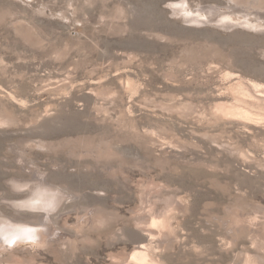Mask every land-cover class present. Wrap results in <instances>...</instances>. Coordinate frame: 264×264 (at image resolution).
<instances>
[{
	"label": "rangeland",
	"instance_id": "374dc122",
	"mask_svg": "<svg viewBox=\"0 0 264 264\" xmlns=\"http://www.w3.org/2000/svg\"><path fill=\"white\" fill-rule=\"evenodd\" d=\"M0 220V264H264V0H0Z\"/></svg>",
	"mask_w": 264,
	"mask_h": 264
},
{
	"label": "bare ground",
	"instance_id": "6f19581e",
	"mask_svg": "<svg viewBox=\"0 0 264 264\" xmlns=\"http://www.w3.org/2000/svg\"><path fill=\"white\" fill-rule=\"evenodd\" d=\"M41 188H43V187H41ZM40 188V189H41ZM40 192V191H39ZM42 193V192H41ZM40 193V194H41ZM45 195H47L46 193H45ZM53 195V194H52ZM38 198V197H37ZM39 199V198H38ZM46 200H47V202L50 200V198H46ZM50 203H52L51 202V200H50ZM1 221V220H0ZM2 222V221H1ZM3 223V222H2ZM5 225H3V227H4ZM14 228H15V226H14ZM11 229V228H9V227H4V228H0V238L1 239H3V241H6V242H8V243H12V240L14 239V238H17V237H19V235L21 234L22 235V233L21 232H19V231H17L16 229ZM14 242H15V240H13ZM138 254H139V252H138ZM137 254V255H138ZM142 258H143V256H141Z\"/></svg>",
	"mask_w": 264,
	"mask_h": 264
}]
</instances>
